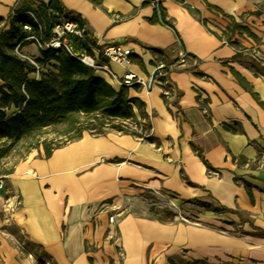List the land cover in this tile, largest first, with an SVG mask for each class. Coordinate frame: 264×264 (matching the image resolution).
Instances as JSON below:
<instances>
[{
	"label": "crops",
	"instance_id": "obj_1",
	"mask_svg": "<svg viewBox=\"0 0 264 264\" xmlns=\"http://www.w3.org/2000/svg\"><path fill=\"white\" fill-rule=\"evenodd\" d=\"M17 1L0 0L3 22ZM59 1L81 16L99 46L118 44L140 59L143 67L131 63L129 70L148 88H125L145 104L154 141L84 133L48 158L43 150L0 175V264H264V77L232 61L235 49L209 32L221 35L230 22L225 16L243 20L260 42L234 39L264 59V0H155L174 31L149 22L155 6L143 4L154 0ZM154 50H166L169 59L188 55L168 73V103L154 78ZM26 53L40 58L37 48ZM107 66L118 78L126 73ZM95 75L122 88L106 72ZM155 192L178 208L151 207L160 199Z\"/></svg>",
	"mask_w": 264,
	"mask_h": 264
},
{
	"label": "trees",
	"instance_id": "obj_2",
	"mask_svg": "<svg viewBox=\"0 0 264 264\" xmlns=\"http://www.w3.org/2000/svg\"><path fill=\"white\" fill-rule=\"evenodd\" d=\"M89 1L99 6L97 0ZM173 1L185 6L184 0ZM161 2H144L143 5L155 6L154 16L149 22L164 25L174 31L173 23L167 18ZM206 5L216 13L223 14L210 4ZM196 13L199 14L198 11ZM260 14L261 11H257L247 16ZM225 17L230 22L221 35L208 29L209 32L223 44L235 49L236 54L232 61L246 63L255 77H264V66L249 58L250 54L246 48L234 38L246 35L256 43H259L260 39L242 24V19V22H237L233 17ZM63 19L78 24L79 28L85 31V42L97 46L96 41L86 31L81 16L67 11L59 0H50L47 4L39 5L31 0H18L9 18L4 22L0 19V23L8 26L0 32V168L19 143L34 133L49 128L65 127L63 133H69L70 136L66 142L54 147L42 143L46 158L53 150L80 139L84 133L99 137L115 132L149 142L154 141L145 104L138 98H129L126 88L115 90L104 79L95 75V69L80 63L63 51L40 50V58L34 60L38 68L20 56L23 48L36 41L49 43L55 24ZM197 19L206 26L205 20L200 17ZM167 56L166 50H154V65H162L154 73V78H158L162 83V99L165 103H168L167 97L172 95V89L167 84L168 73L175 64L180 63V58L169 59ZM48 62L52 63L51 70L44 69ZM106 62L103 58L99 59L100 65ZM131 62L143 67L140 59L134 55L131 56ZM189 71L204 77L195 68ZM233 74L243 89L259 101L252 87L236 72L233 71ZM179 97L180 93H177L174 102ZM205 106L206 101L200 103L202 109ZM139 119L144 122L142 131H133L124 124H137ZM12 172L13 169L0 171V175H10ZM168 217L171 219L173 215L169 214ZM38 264L44 263L39 261Z\"/></svg>",
	"mask_w": 264,
	"mask_h": 264
},
{
	"label": "built area",
	"instance_id": "obj_3",
	"mask_svg": "<svg viewBox=\"0 0 264 264\" xmlns=\"http://www.w3.org/2000/svg\"><path fill=\"white\" fill-rule=\"evenodd\" d=\"M25 28L28 29V27ZM84 38H85V31L80 29L78 24L63 19L55 24L52 32V38L49 43L42 44L36 41L34 44L38 51L53 50L56 52H60V51L66 52L73 59L79 61L80 63L95 70L106 72L109 75L110 79L116 82L121 87L139 86V87H144L146 89L148 88V82L142 80L139 77H136L129 70V66L132 63L131 56L133 55V52L131 50L126 49L118 44H109L106 46H99L97 44V46H93L85 42ZM79 43H81V45ZM246 51L250 54V56L256 63L258 64L264 63L263 57L255 47L246 48ZM20 56L27 59L32 65L38 68L37 64H35L34 61L36 59L35 57L26 54ZM185 57L186 54L184 53L179 54L180 63L185 59ZM100 58L107 60L108 63H116L122 66L126 70V73L122 78H118L116 74H114L108 68L107 65L99 64ZM180 63H177L174 66L175 67L179 66ZM161 67L162 65L160 64L157 70ZM170 88H172V86H170ZM165 94L168 95L167 93ZM2 188H3V179L2 177H0V189ZM155 194H157L160 199H155L154 197V199L150 201L151 207H154L155 209L170 211V212L178 208L169 195L156 193V192ZM103 207L105 212H108L107 211L108 206L104 205ZM109 223L111 225H115L116 216L110 215Z\"/></svg>",
	"mask_w": 264,
	"mask_h": 264
},
{
	"label": "rangeland",
	"instance_id": "obj_4",
	"mask_svg": "<svg viewBox=\"0 0 264 264\" xmlns=\"http://www.w3.org/2000/svg\"><path fill=\"white\" fill-rule=\"evenodd\" d=\"M4 28H8V26L5 27L2 23H0V32ZM96 43H97V41H96ZM21 54L22 55L26 54V55L30 56V54L24 52L23 49L21 50ZM108 64L109 63L107 61L105 63V65H108ZM44 69L45 70H51L52 69V63L48 62L46 64V66L44 67ZM96 72H102V71L96 70ZM112 82L115 84V86L117 88L118 84L114 81H112ZM124 124H126V126L130 127L131 130H133V131L137 130L139 132V131H142L144 122L141 119H139V120H137V124H135L133 122H128V123L126 122ZM65 130H66L65 127L44 129V130H42L40 132H36L32 136L26 138L23 142L19 143L16 146V148L14 149L12 154L4 161L2 168H0V171L2 172L5 170L15 169L14 167H16V165L21 160H25V159L31 158V157H38L39 155H41L43 153L42 143H45L49 147H54L57 144L66 142L69 139L70 135H69V133L68 134L63 133ZM222 224L226 225V221H223ZM222 229H223V227H222ZM33 250L36 253H39V254L41 253L38 248H34ZM202 264H205V263H202Z\"/></svg>",
	"mask_w": 264,
	"mask_h": 264
},
{
	"label": "bare ground",
	"instance_id": "obj_5",
	"mask_svg": "<svg viewBox=\"0 0 264 264\" xmlns=\"http://www.w3.org/2000/svg\"><path fill=\"white\" fill-rule=\"evenodd\" d=\"M24 52H31L32 54H36V48L34 44H30L29 46L23 48Z\"/></svg>",
	"mask_w": 264,
	"mask_h": 264
},
{
	"label": "water",
	"instance_id": "obj_6",
	"mask_svg": "<svg viewBox=\"0 0 264 264\" xmlns=\"http://www.w3.org/2000/svg\"><path fill=\"white\" fill-rule=\"evenodd\" d=\"M151 82H152V79H151Z\"/></svg>",
	"mask_w": 264,
	"mask_h": 264
}]
</instances>
